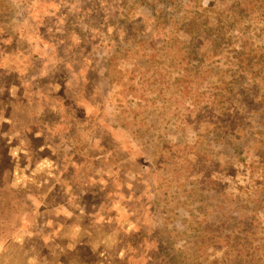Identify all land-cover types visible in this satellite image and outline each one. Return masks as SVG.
Wrapping results in <instances>:
<instances>
[{
	"label": "rangeland",
	"instance_id": "374dc122",
	"mask_svg": "<svg viewBox=\"0 0 264 264\" xmlns=\"http://www.w3.org/2000/svg\"><path fill=\"white\" fill-rule=\"evenodd\" d=\"M0 264H264V0H0Z\"/></svg>",
	"mask_w": 264,
	"mask_h": 264
}]
</instances>
